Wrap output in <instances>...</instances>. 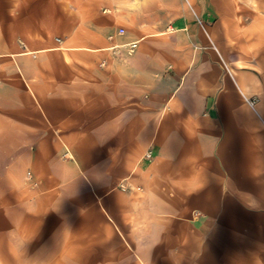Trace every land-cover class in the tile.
<instances>
[{
    "label": "crops",
    "instance_id": "obj_1",
    "mask_svg": "<svg viewBox=\"0 0 264 264\" xmlns=\"http://www.w3.org/2000/svg\"><path fill=\"white\" fill-rule=\"evenodd\" d=\"M10 1L0 31L33 42L0 39V264H264V21L78 0L59 44L32 34L61 30L54 1Z\"/></svg>",
    "mask_w": 264,
    "mask_h": 264
},
{
    "label": "rangeland",
    "instance_id": "obj_2",
    "mask_svg": "<svg viewBox=\"0 0 264 264\" xmlns=\"http://www.w3.org/2000/svg\"><path fill=\"white\" fill-rule=\"evenodd\" d=\"M54 1L55 3V12H58V9H60L59 11V15H56L55 18H56V29H61V30H57V31H54L53 33H49V32H42V33H39V32H33L32 34L34 35H44L45 36H49L50 39H53L55 40V42L57 43H61V41L63 40V37H62V34H64V32L62 31V24L64 23L63 21V16H62V11L63 9L65 11L68 10V7L71 8V14H70V22L71 24L73 25L75 22H78L79 19H80V16L77 14L78 13V6L76 4H78V0H52ZM218 3H220V5L222 6L224 4V2H226V0H216ZM231 1V4L232 6H234L236 8V14L232 17H228L227 19H230L231 20V23H232V28H235L236 29V25L237 24H241V25H246V24H251L253 22V20L256 19H259V21H264V17L260 16V13H264V0H230ZM182 2L186 5V7L190 10L192 16L194 17L197 25L200 27V28H204V26H206V21L204 19H202V17H199L196 15L195 11L193 10V7H192V4L190 3L189 0H182ZM15 1H10V0H0V9H3V8H10V7H14L15 6ZM226 4V3H225ZM67 7V8H66ZM257 14V15H255ZM79 16V17H78ZM256 16V17H255ZM68 17V16H67ZM222 17V16H221ZM23 20H30V19H34L35 22H40V20L42 19H46L45 16H23L22 17ZM82 18V17H81ZM218 19H219V16H215V19H214V22L215 23H218ZM15 22V18L14 16L12 17H7V16H0V25H4L5 23H7L6 25V28H10V29H13V24ZM264 23V22H262ZM212 25V22L209 23V25ZM24 28L28 27V24H23ZM1 27V26H0ZM5 34L7 35V41L8 43L11 41L9 40L10 38H13L16 34L17 35V44L18 46H20L22 48L23 51H26L27 48H28V43L27 42H33V39H31V32L29 33H26L25 31L20 33H9V32H4V31H0V39L2 40V38L5 36ZM27 34V35H26ZM23 35V36H22ZM26 35V36H25ZM39 35V36H40ZM11 36V37H10ZM126 36V31L124 29H118L117 31H113L111 32L108 37H107V40L109 42H113L114 40L116 39H122ZM0 40V41H1ZM2 45V44H1ZM2 47V46H0ZM122 47V46H121ZM29 49V48H28ZM216 50V48H214ZM1 50V48H0ZM131 50H133V52H131ZM136 50V47H132V46H129V47H125V48H116V46H113L111 47L110 49L107 50L106 53H108L109 55H113L115 57H121L123 54L125 55H133L134 52ZM31 59L35 61V59L37 60L36 58V54H32L30 55ZM58 65H55L57 67H59L60 71H63L62 69V64H61V61L60 59L58 58V63H56ZM105 63H102L101 64V67H105L104 66ZM48 66H49V69L50 67H52L51 63H47V61H45L44 63L40 64L39 67H37L35 65V69H34V72L35 73H39L40 72L42 73H46L47 69H48ZM52 69V68H51ZM78 71V67H74V65L71 66V68H67L66 71ZM46 79H42L41 82H44L45 83ZM67 157L66 155L64 154L62 156V160H66ZM26 179L27 181L31 182L32 181V174L27 171L26 173ZM121 190H123L122 187H120Z\"/></svg>",
    "mask_w": 264,
    "mask_h": 264
},
{
    "label": "built area",
    "instance_id": "obj_3",
    "mask_svg": "<svg viewBox=\"0 0 264 264\" xmlns=\"http://www.w3.org/2000/svg\"><path fill=\"white\" fill-rule=\"evenodd\" d=\"M254 100L251 102V105H253L254 104ZM147 159H149L150 157H151V152H148L147 154H146V156H145Z\"/></svg>",
    "mask_w": 264,
    "mask_h": 264
},
{
    "label": "bare ground",
    "instance_id": "obj_4",
    "mask_svg": "<svg viewBox=\"0 0 264 264\" xmlns=\"http://www.w3.org/2000/svg\"><path fill=\"white\" fill-rule=\"evenodd\" d=\"M130 45H132V47H136V43H132V44H130ZM129 46V44L128 45H124L123 47H128ZM131 52H133V50H131ZM26 55L27 54H29V53H25Z\"/></svg>",
    "mask_w": 264,
    "mask_h": 264
}]
</instances>
